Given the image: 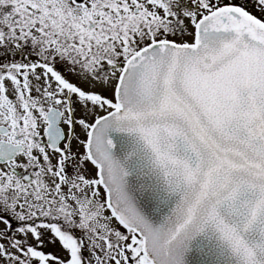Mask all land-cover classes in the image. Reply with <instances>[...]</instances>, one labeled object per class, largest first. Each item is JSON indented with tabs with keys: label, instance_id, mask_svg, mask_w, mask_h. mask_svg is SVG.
<instances>
[{
	"label": "snow or ice",
	"instance_id": "obj_1",
	"mask_svg": "<svg viewBox=\"0 0 264 264\" xmlns=\"http://www.w3.org/2000/svg\"><path fill=\"white\" fill-rule=\"evenodd\" d=\"M249 2L0 0V264H264Z\"/></svg>",
	"mask_w": 264,
	"mask_h": 264
},
{
	"label": "rangeland",
	"instance_id": "obj_2",
	"mask_svg": "<svg viewBox=\"0 0 264 264\" xmlns=\"http://www.w3.org/2000/svg\"><path fill=\"white\" fill-rule=\"evenodd\" d=\"M225 2H227V0H225ZM232 2L237 4V5H242V4H244L245 0H232ZM246 10L252 12L253 14H255L256 16H258L260 18H264V13H262L259 9L253 7L250 2L248 4V7ZM71 78L75 79L74 77H71ZM45 251H55V249H53L51 246H49L47 249H45Z\"/></svg>",
	"mask_w": 264,
	"mask_h": 264
},
{
	"label": "flooded vegetation",
	"instance_id": "obj_3",
	"mask_svg": "<svg viewBox=\"0 0 264 264\" xmlns=\"http://www.w3.org/2000/svg\"><path fill=\"white\" fill-rule=\"evenodd\" d=\"M84 87H87V85H84ZM78 131H79V129H78Z\"/></svg>",
	"mask_w": 264,
	"mask_h": 264
}]
</instances>
